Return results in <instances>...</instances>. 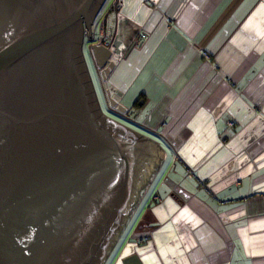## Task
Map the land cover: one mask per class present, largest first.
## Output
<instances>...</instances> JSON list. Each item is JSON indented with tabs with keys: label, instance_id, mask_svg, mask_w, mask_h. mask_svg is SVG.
I'll return each mask as SVG.
<instances>
[{
	"label": "crops",
	"instance_id": "obj_1",
	"mask_svg": "<svg viewBox=\"0 0 264 264\" xmlns=\"http://www.w3.org/2000/svg\"><path fill=\"white\" fill-rule=\"evenodd\" d=\"M107 26L104 106L164 153L122 259L264 264V0H123Z\"/></svg>",
	"mask_w": 264,
	"mask_h": 264
},
{
	"label": "water",
	"instance_id": "obj_2",
	"mask_svg": "<svg viewBox=\"0 0 264 264\" xmlns=\"http://www.w3.org/2000/svg\"><path fill=\"white\" fill-rule=\"evenodd\" d=\"M104 2L0 0V264H103L164 157L100 108L83 49L104 81Z\"/></svg>",
	"mask_w": 264,
	"mask_h": 264
},
{
	"label": "rangeland",
	"instance_id": "obj_3",
	"mask_svg": "<svg viewBox=\"0 0 264 264\" xmlns=\"http://www.w3.org/2000/svg\"><path fill=\"white\" fill-rule=\"evenodd\" d=\"M84 57H85V60L87 62V67L89 69V73H90V76H91V79H92V82H93V85H94V88H95V93H96L100 108H101L102 112L105 115L112 116L108 112V110L105 108V106H104V103H103V100H102V95H101V92H100V89H99V86H98V81H97V78H96V75H95L94 65H93V62H92V59H91L89 53L86 50V47H84ZM117 118L119 120H121V122H123V124L125 126H129L130 129H132L133 131L139 133L140 135H143V136H145L147 138L153 137L150 133H148L146 130L141 128L135 122L128 121L125 118H119L118 116H117ZM158 178H159V176L155 177V179H158ZM153 179L154 178L152 176L150 181L148 182L146 188L144 189L142 195L140 196L139 200L137 201L135 207L133 208L131 214L129 215V218L126 220L127 222L123 225L122 231H121L120 235L117 237V241L115 242V244H114V246L112 248V251L109 253V255L107 256V258L105 259L103 264H121V259L123 257L121 249H122V246H123L124 241L126 239V235L129 233V231H131V228L135 224V218L138 217V215L141 212L143 206L145 205L146 198H148L150 196L149 193H150V191H152V189H149L148 192H147V189H148V186L150 185V182H152Z\"/></svg>",
	"mask_w": 264,
	"mask_h": 264
},
{
	"label": "built area",
	"instance_id": "obj_4",
	"mask_svg": "<svg viewBox=\"0 0 264 264\" xmlns=\"http://www.w3.org/2000/svg\"><path fill=\"white\" fill-rule=\"evenodd\" d=\"M123 0H105L101 9L97 13L93 21L92 42L104 45L112 53L114 59L119 55L120 42L117 40V36L110 32L107 23L111 14H118ZM141 39L145 36L141 35ZM143 240V239H142ZM140 240V242H142Z\"/></svg>",
	"mask_w": 264,
	"mask_h": 264
},
{
	"label": "flooded vegetation",
	"instance_id": "obj_5",
	"mask_svg": "<svg viewBox=\"0 0 264 264\" xmlns=\"http://www.w3.org/2000/svg\"><path fill=\"white\" fill-rule=\"evenodd\" d=\"M83 52H84V49H83ZM113 111L114 112H117V108L116 107H114L113 108ZM109 117H111L112 119H114L115 121H117V124L120 126L121 125V127H119L118 125H115L117 128H119L118 130H119V133H120V135H122V136H125V135H129L128 133V128H129V126H126V127H128V128H125L124 127V124H123V122H121L118 118H114V117H112V116H109ZM116 129V128H115ZM117 130V129H116ZM132 136L134 137L135 136V139L134 138H132ZM129 137H130V135H129ZM131 139H133V140H135L136 142L138 141V140H142L143 139V137H141V136H138V135H136V134H134V133H131V137H130ZM144 140V139H143ZM143 186V185H142ZM138 189V188H137ZM138 196V195H137ZM137 196H136V198H137ZM136 200V199H135ZM135 200L132 202V204H131V206L135 203ZM131 206H130V209H129V212L125 215V223L127 222L126 220L129 218V215L131 214Z\"/></svg>",
	"mask_w": 264,
	"mask_h": 264
}]
</instances>
